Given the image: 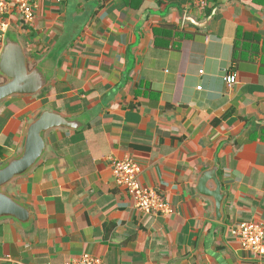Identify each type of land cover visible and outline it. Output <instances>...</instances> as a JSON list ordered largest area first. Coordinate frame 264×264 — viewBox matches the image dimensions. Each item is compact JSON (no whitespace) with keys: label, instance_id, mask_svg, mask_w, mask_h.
Returning <instances> with one entry per match:
<instances>
[{"label":"crops","instance_id":"1","mask_svg":"<svg viewBox=\"0 0 264 264\" xmlns=\"http://www.w3.org/2000/svg\"><path fill=\"white\" fill-rule=\"evenodd\" d=\"M196 2L40 0L33 22L9 16L45 85L0 103V164L44 112L73 128L44 132L42 157L7 186L30 220L0 221V264H264L231 233L264 226V0ZM126 158L171 214L135 208L114 175ZM211 172L220 218L199 190Z\"/></svg>","mask_w":264,"mask_h":264},{"label":"water","instance_id":"2","mask_svg":"<svg viewBox=\"0 0 264 264\" xmlns=\"http://www.w3.org/2000/svg\"><path fill=\"white\" fill-rule=\"evenodd\" d=\"M204 25L200 27L203 28ZM0 75L6 80L0 85V103L15 95H35L45 85V78L38 69L29 71L22 46L9 34L6 35L0 56ZM59 127L73 128V125L58 114L44 112L29 127L23 154L4 165L0 164V221L13 218L20 223H27L30 220L29 210L4 189L17 178L24 176L42 157L45 151L43 133ZM210 180H214L216 184V190L212 193L207 189V182ZM199 190L202 194L214 199L217 217L220 218L225 195L222 193L221 184L215 172L203 176Z\"/></svg>","mask_w":264,"mask_h":264},{"label":"built area","instance_id":"3","mask_svg":"<svg viewBox=\"0 0 264 264\" xmlns=\"http://www.w3.org/2000/svg\"><path fill=\"white\" fill-rule=\"evenodd\" d=\"M40 0H0V55L5 45L6 35L10 29L9 16L17 13L26 23L35 20L36 10ZM196 5L200 9L206 7V0H197ZM228 85L236 83L234 75L225 77ZM142 169L131 158L114 163V175L119 185L124 186L132 197L134 206L147 214L161 213L168 216L172 212L171 206L163 197L151 188L145 187L139 179ZM232 235L237 238L241 247L252 255H264V226L259 222H240L231 229ZM10 264H25L23 262L7 258ZM65 264H104L103 261L93 255L83 254L73 258Z\"/></svg>","mask_w":264,"mask_h":264},{"label":"rangeland","instance_id":"4","mask_svg":"<svg viewBox=\"0 0 264 264\" xmlns=\"http://www.w3.org/2000/svg\"><path fill=\"white\" fill-rule=\"evenodd\" d=\"M14 35H16V34H13L12 32L9 34V36H12V37H15ZM7 188H8V187H6V188L4 189L5 192H7V190H8Z\"/></svg>","mask_w":264,"mask_h":264}]
</instances>
